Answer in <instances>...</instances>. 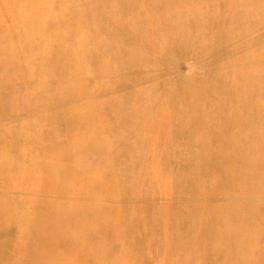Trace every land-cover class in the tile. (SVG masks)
I'll return each mask as SVG.
<instances>
[{"label":"bare ground","instance_id":"1","mask_svg":"<svg viewBox=\"0 0 264 264\" xmlns=\"http://www.w3.org/2000/svg\"><path fill=\"white\" fill-rule=\"evenodd\" d=\"M0 264H264V0H0Z\"/></svg>","mask_w":264,"mask_h":264}]
</instances>
